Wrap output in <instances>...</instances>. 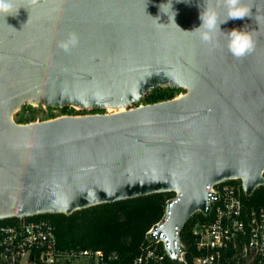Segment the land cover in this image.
<instances>
[{
	"label": "water",
	"instance_id": "water-1",
	"mask_svg": "<svg viewBox=\"0 0 264 264\" xmlns=\"http://www.w3.org/2000/svg\"><path fill=\"white\" fill-rule=\"evenodd\" d=\"M242 3L251 16L228 19L223 0H13L18 14L0 15V221L171 192L156 236L179 264L207 187L264 185V0ZM212 10L220 30L206 44L195 29ZM233 29L255 41L242 59L227 47ZM159 87L187 93L113 115L11 119L24 104L118 109Z\"/></svg>",
	"mask_w": 264,
	"mask_h": 264
},
{
	"label": "built area",
	"instance_id": "built-area-1",
	"mask_svg": "<svg viewBox=\"0 0 264 264\" xmlns=\"http://www.w3.org/2000/svg\"><path fill=\"white\" fill-rule=\"evenodd\" d=\"M207 194L205 211L190 218L194 221L190 234L197 252L193 264H264V207L245 204L251 195L245 194L242 180L237 178L212 184ZM165 211L146 231L144 241L130 258L115 251L61 248L53 225L43 215L8 219L0 225V264H173L167 239L163 234L156 236ZM182 230L178 262L187 264Z\"/></svg>",
	"mask_w": 264,
	"mask_h": 264
},
{
	"label": "trees",
	"instance_id": "trees-1",
	"mask_svg": "<svg viewBox=\"0 0 264 264\" xmlns=\"http://www.w3.org/2000/svg\"><path fill=\"white\" fill-rule=\"evenodd\" d=\"M172 88L153 89L143 97L144 105L176 99ZM16 124L22 125L19 119ZM28 124V122H26ZM174 193H157L114 203L92 206L71 215L45 214L55 229L57 244L61 248H86L104 252H118L125 258L136 253L144 241L146 231L158 222L164 214L167 201ZM248 207H264V185L254 190L245 199ZM8 220L0 221V225ZM191 219L185 224L181 239L186 247L185 260L193 264L197 256L192 237Z\"/></svg>",
	"mask_w": 264,
	"mask_h": 264
},
{
	"label": "clouds",
	"instance_id": "clouds-1",
	"mask_svg": "<svg viewBox=\"0 0 264 264\" xmlns=\"http://www.w3.org/2000/svg\"><path fill=\"white\" fill-rule=\"evenodd\" d=\"M35 3V0H30ZM224 6L227 8L228 19H243L251 16V9L242 3V0H223ZM20 8L14 9L13 0H0V15L5 17L8 15L18 14ZM202 24L195 29L201 32V40L206 44H212L214 33L220 30L218 17L214 10L205 12L201 15ZM228 50L237 59H242L246 55L251 54L255 49V41L253 36L244 30L233 29L227 33ZM79 42V37L75 32L69 34L68 38L61 41L58 45L65 52H69Z\"/></svg>",
	"mask_w": 264,
	"mask_h": 264
},
{
	"label": "rangeland",
	"instance_id": "rangeland-1",
	"mask_svg": "<svg viewBox=\"0 0 264 264\" xmlns=\"http://www.w3.org/2000/svg\"><path fill=\"white\" fill-rule=\"evenodd\" d=\"M172 89H173V95H176L177 97H182L187 93L186 90L181 88H172ZM143 97L131 104L125 105L123 107V111H129L137 107L143 106L144 105V101L142 100ZM114 112H116L114 111V109L112 110L107 108L80 109V108H75L73 106L46 107L41 105L24 104L16 110V112L11 116V119L14 122L20 119L23 123L22 125H24L26 124V122L28 123L42 122V121H48L51 119L59 118L62 116L108 115ZM171 200L167 201V203L170 202Z\"/></svg>",
	"mask_w": 264,
	"mask_h": 264
},
{
	"label": "bare ground",
	"instance_id": "bare-ground-1",
	"mask_svg": "<svg viewBox=\"0 0 264 264\" xmlns=\"http://www.w3.org/2000/svg\"><path fill=\"white\" fill-rule=\"evenodd\" d=\"M178 98H180V97H177L176 99H178ZM32 105H36V104H32ZM73 107L78 108V107H76V106H73ZM107 109H112V110H113V108H107ZM114 111H116V112L111 113V114H108V115H113V114H118V113H123V112H125V111H123V107L118 108V109H116V110L114 109Z\"/></svg>",
	"mask_w": 264,
	"mask_h": 264
}]
</instances>
